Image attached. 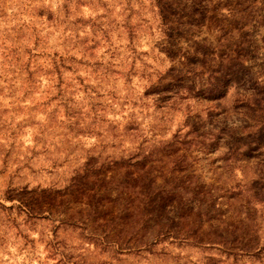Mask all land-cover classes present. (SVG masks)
<instances>
[{
  "label": "rangeland",
  "instance_id": "374dc122",
  "mask_svg": "<svg viewBox=\"0 0 264 264\" xmlns=\"http://www.w3.org/2000/svg\"><path fill=\"white\" fill-rule=\"evenodd\" d=\"M228 226L264 245V0H0V264H264Z\"/></svg>",
  "mask_w": 264,
  "mask_h": 264
},
{
  "label": "trees",
  "instance_id": "16d2710c",
  "mask_svg": "<svg viewBox=\"0 0 264 264\" xmlns=\"http://www.w3.org/2000/svg\"><path fill=\"white\" fill-rule=\"evenodd\" d=\"M257 201H261L256 197ZM149 213L148 211L142 212V218L145 220L146 218H149ZM147 222H149V220L146 219ZM146 222V223H147ZM148 225V224H147ZM226 229L230 230V232L232 234H237L240 233L243 236L249 238V240L247 239L246 242H238L239 244L236 245H232V246H224L226 248V252L229 255L232 256H239V257H256L261 255L262 253H264V245L261 246L260 242L258 240V235H257V230H255L254 228H249V227H245V226H241V227H235V226H231V227H226ZM144 232H146V227L143 229ZM167 232L160 231L159 233H152L151 236V240L150 241H143L141 244V249L143 248V250H145L146 248H149L148 246H151L153 244H155V242H158V238L160 235H167ZM153 237V238H152ZM201 242V241H200ZM223 245V244H221Z\"/></svg>",
  "mask_w": 264,
  "mask_h": 264
}]
</instances>
